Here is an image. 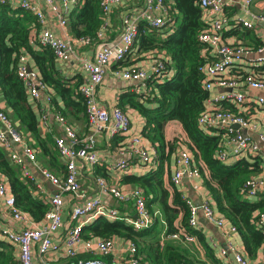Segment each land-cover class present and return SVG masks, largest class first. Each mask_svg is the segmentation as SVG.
<instances>
[{"label":"built area","instance_id":"1","mask_svg":"<svg viewBox=\"0 0 264 264\" xmlns=\"http://www.w3.org/2000/svg\"><path fill=\"white\" fill-rule=\"evenodd\" d=\"M43 1L55 15L59 26L63 28L68 26L69 14L78 0ZM126 1L101 0L103 23L96 34V39L56 36L47 27H43L45 16L38 5L30 0H20L14 4L31 11L37 18L39 28L31 31L33 44L37 43L42 47L50 48L55 59L60 61H68L73 57L80 61L81 68L87 77L79 85L78 91L84 100L87 126L90 128L84 134H79L74 123H71L54 105V93L31 65L29 57L21 54L16 71L24 84L28 99L37 112L40 132L45 134L49 131L52 122L63 128L62 134L53 137V145L64 165V172L55 173L39 164L33 146L26 141L0 102V147L7 153L10 162L19 168L22 177L34 181L33 173L27 167V163H32L41 176L56 190L46 194L45 197L38 194L39 188L35 190L36 194L48 203L43 219L40 223H35L27 212L16 205L9 183L0 173V198L10 216L21 224V227L15 231L0 225V235L16 245L19 264H38L34 259L33 248L36 249L40 264H56L46 262L44 256L59 248L53 242V234L63 225L64 194L71 195L74 201L78 202L72 204L69 209L70 226L63 239L65 256L72 259L69 264H112L105 257L112 254L118 237L85 239L81 234L82 227L96 217L124 220L134 229L139 230L148 227L154 215L158 214L157 210L150 212L144 191L138 186H119L109 183L102 176L95 178V184L100 193L110 194L118 203L132 204L134 213L132 216L130 213L121 214L118 208L111 207L99 196L87 195L80 180L84 164L93 166L98 162L94 148L96 135L104 131L114 136L130 129V117L125 110L118 105L106 106L99 105L97 102V88L107 71L111 69L114 75L124 81L134 82V91L141 95V98L148 91V81H160L167 76V56L163 51L147 52L151 59L147 67L135 64L123 66L122 62L135 45L140 22H144L148 29L171 28L174 20L171 16L170 1L129 0V11L121 17L117 37L111 41L105 40L104 32L110 12L114 6H122ZM7 2L10 1L0 0V4ZM197 2L207 24V28L198 35V39L204 45L201 56L206 58L201 67L203 70L201 83L202 87L210 93L205 108L197 118V123L201 127L213 130L216 134L221 132L223 141L216 152L218 160L228 162L231 158L237 160L257 156L261 152V144L264 145V133H259L258 140H254L246 130L247 128L255 129V124L243 112L249 114L248 110L252 107L264 109V78L259 71H256L258 66L264 64V43L255 49L242 43H228L224 38V32L229 25L230 27L232 25L225 12L226 2L224 0H197ZM252 2L253 0L242 1L245 12L248 11L247 8ZM248 13L251 16L250 20L236 17L232 23L239 24L241 28H252L253 20L264 21V13L259 15L249 11ZM204 16L207 17L206 20ZM83 46H94L93 54L80 55L76 48ZM252 53L257 54L255 55L257 58L251 63V69L246 70L244 75L238 76V70L232 68L233 63L240 62L243 56ZM225 103L232 105L235 110L225 107ZM176 139L174 169L170 175V182L174 186H178L184 176L191 179L201 175L200 169L203 167L202 163H199L200 167L194 161L193 154L185 145L187 138L178 135ZM123 146L124 148L119 151L121 158L111 166L112 170L118 172L126 169L132 154H136L145 165H153L150 168H154L155 148L141 135L129 136ZM243 189L244 198L255 201L259 194L264 193V175L257 174L249 177L243 184ZM185 202L189 209L188 224L190 226L196 228L199 225L198 214L201 213L207 221L214 223L227 236L237 232L236 227L217 212L209 200L196 205L191 199L185 197ZM255 222L264 232V211H256ZM181 236L187 241H196V238L188 236L183 228H179L178 232L170 235L171 238ZM124 240L127 246L128 263L140 264L139 258L136 257V246L131 241ZM80 252L86 253L87 256L78 257ZM219 254L225 262L229 260V254H232V264H259L251 262L242 252L237 251L231 241L219 247Z\"/></svg>","mask_w":264,"mask_h":264},{"label":"trees","instance_id":"2","mask_svg":"<svg viewBox=\"0 0 264 264\" xmlns=\"http://www.w3.org/2000/svg\"><path fill=\"white\" fill-rule=\"evenodd\" d=\"M169 1L174 20L171 28L148 29L144 22H140L133 48L139 52L163 51L167 56V70L172 71V75L160 81H148V91L143 98L135 92H127L121 96L119 103L121 108L125 105L137 110L144 118L141 136L155 148L157 164L143 175H126L122 181L142 188L148 209L153 213V205H156L158 214L154 215L148 227L139 230L124 220H109L99 216L84 225L81 234L85 239L118 237L131 241L136 246V257L140 264H207L187 254L184 246L177 241H187L185 237H170L179 228H183L188 236L195 237L205 249L211 264H223L214 255L200 230L188 224L189 209L182 193L171 182V191L164 186L163 176L169 174L171 159L177 148V136L167 141L164 128L167 122L176 120L183 128L187 138L185 145L193 154L194 161L203 165L201 167L199 164L201 175L217 210L236 227L246 254L255 258L264 243V232L255 222L256 211H264V194H259L255 201H251L244 198L242 193L245 181L261 171V159L259 156L243 157L232 162L217 159L216 152L223 141L221 132L216 134L197 123L210 96L201 83V67L206 58L201 56L204 45L198 39L207 24L197 0ZM100 2L78 0L68 21L73 37L96 39L103 23ZM231 25V33L239 34V24ZM34 28H39V23L31 11L11 2L0 4V102L17 129L23 136H27L28 143L37 155L45 159L44 167L63 173L64 165L54 148L53 140L40 132L37 112L17 75L19 56L25 54L33 62L41 79L54 93L53 103L63 115L72 120L71 123L80 119L87 125L86 107L78 91L81 80L71 83L57 68L52 50L33 44L31 31ZM242 28L245 29L243 34L253 39L248 28ZM242 66L240 62L233 63L232 68L238 70V76L246 73ZM256 71L261 72L264 78V68ZM224 106L235 110L228 103ZM0 173L8 181L16 205L35 222L41 221L48 203L36 194L34 181L21 176L19 168L10 162L1 147ZM0 246L6 247V244L0 242ZM7 260L12 262L10 254L0 251V264L7 263ZM13 263L16 264L15 261Z\"/></svg>","mask_w":264,"mask_h":264},{"label":"crops","instance_id":"3","mask_svg":"<svg viewBox=\"0 0 264 264\" xmlns=\"http://www.w3.org/2000/svg\"><path fill=\"white\" fill-rule=\"evenodd\" d=\"M9 1L13 4H17L20 0H9ZM30 1L34 2L42 9L43 14L45 16L44 18L45 22L43 24V27H47L56 36L62 38L72 36L70 34L68 26H65L64 28L59 26L55 15L49 10V8L46 6L43 0H30ZM224 1L226 2L225 12L230 18L231 23L233 19L236 17H242L245 20H250L251 16L248 13V11L255 15L264 13V0H253V2L247 8L248 11L246 12L242 7L243 0H224ZM128 11H129V0L124 2L122 6L113 7L112 11L109 14L108 24L104 32L105 40L111 41L115 37H117L120 30L121 17H123L125 12ZM204 18L206 20L207 17L204 16ZM230 29L231 27L229 25L224 32V38L228 43H242L245 46L252 49L257 48L259 45L264 43V21L262 20H253V27L247 29V31L250 33L253 39H249V37H246L243 34L245 30L244 28L240 27L239 34H232ZM76 50L80 55L83 54L85 56H90L93 54L94 46L77 47ZM147 52L148 51L139 52L138 50L133 48L130 54H128V56L126 57L125 61L122 62V65L129 66V64H135L145 67L149 66L151 59L147 55ZM255 55L257 56V54L252 53L250 55H245L241 58L240 63L243 65L242 67L245 70L251 69V63H253V60L257 58ZM55 62L60 72L65 77L70 79L71 83L81 80L80 82L81 84L86 80L87 76L85 72L82 70L80 61L77 58L73 57L70 58L68 61H60L58 59H55ZM31 65L34 66L33 62H31ZM247 65L250 67H248ZM263 68H264V64H261L260 66H258V68H256V70H263ZM166 75L171 76L172 71L167 70ZM134 88H135L134 82L124 81L123 79L114 75L113 71L109 69L102 83L97 88V92H96L97 102L99 105L119 106V103L121 102V96L127 92H135ZM60 105L62 106L61 102ZM122 109L125 110L130 117L129 131L123 134H116L114 136L109 135L107 132L104 131L98 133L96 135V141L94 147L96 156L98 158V162L93 166L84 164V166L81 169L80 180L84 190L87 192V195L99 196L103 201H105L111 207L118 208L121 214H127V213L134 214L133 206L130 202L118 203L110 194L100 193L95 184V178L97 176H102V177L105 176L104 178H106V180L111 184H116L119 186H124V185L133 186L130 183H125L124 181H122L123 177L126 175L140 176L145 174L150 167H153V165L151 166L149 164L145 165L140 161V158L136 154H132L130 157V163H128L126 169L118 172L111 169V166L121 158V153L119 151L124 148L123 145L126 143L129 136L141 135V129L145 123L144 118L137 112V110L125 105L122 107ZM248 113L249 114L243 112V114L249 117L252 120V123L255 124V129L247 128L246 131L250 133L251 137L254 140H258V134L264 133V110L261 108L252 107L248 110ZM81 123L82 122L80 123L74 122V125L78 130L79 134H84L85 132L90 130V128L87 125H84V122L82 124ZM62 133H63L62 126L52 122L50 125V130L46 131L45 135L53 140V137L55 135H60ZM164 135L167 141H171L175 138V136L178 135L184 136L185 133L183 131L181 124L178 121L171 120L165 124ZM147 143L149 142L147 141ZM261 148L262 149L260 154L262 156L260 154L257 156H259L258 158L261 159L260 161L261 171L259 172V174L264 175V145L263 144H261ZM232 161H234V158L228 160V162H232ZM156 165L157 164L155 163L154 167H156ZM27 167L30 170V172L33 173L36 189L39 188L37 189L39 195L45 197L46 194L56 191L55 188L52 186V184L48 180L43 178L41 174L34 168L32 163H27ZM173 169H174V161L173 159H171L170 172L169 174L165 173L163 176L164 186L169 191L172 190V187L170 185V175ZM174 187L179 192H181L184 197L191 199L195 204H201L203 201L209 200L212 206L214 207V209L217 212H219L215 206V203L207 187L205 186L202 175L196 176L195 178H191V179H189L187 176H184L181 183L178 186H174ZM64 200H65V204L62 213L63 225L53 234V242L56 243L59 246V248L55 251H50L44 256V260L46 262H54L56 264H69V262L72 260L65 256L63 239L67 229L70 226L69 209L72 204L78 202H75L72 196L69 194H64ZM153 207L154 210L158 211L156 205H153ZM198 221H199V225L196 227V229L200 230L206 243L213 249L215 253L214 255L217 258H219L220 262H222L223 264H232V259H233L232 254H229V260H227V262L222 260L219 254V247L222 245H226L228 241H231L232 244L235 246L236 250L242 252L243 255L246 258H248L251 262L264 264V246L258 249L255 258H251L244 251V245L238 232L231 234V236H227L222 230L218 229V227L214 223L207 221L201 213L198 214ZM35 223H40V221ZM0 225L4 228L13 231L18 230L21 227L20 222L14 220L10 216L1 198H0ZM161 240H163V237L161 238ZM177 241L184 246L189 256L195 258L196 260L202 261L203 263L211 264L206 257L205 249L201 245H199L197 239L196 241H182V240H177ZM0 242L6 244V247L0 246V251L9 253L10 258L12 259V262H9V260H7V263L5 264H14L13 263L14 261L16 262V264H19L17 258L16 245L11 244L2 235H0ZM126 247L127 246L124 238H118L117 240H115V247L112 254L105 257V259L109 260L112 264H129L126 259L127 258ZM33 255L37 263L40 264L35 248H33ZM86 256L87 254L84 252H80L78 254V257H86Z\"/></svg>","mask_w":264,"mask_h":264},{"label":"rangeland","instance_id":"4","mask_svg":"<svg viewBox=\"0 0 264 264\" xmlns=\"http://www.w3.org/2000/svg\"><path fill=\"white\" fill-rule=\"evenodd\" d=\"M69 121H72V120H70V119H68ZM75 122H78V123H80V122H82L83 123V121L82 120H80V119H78V120H75ZM81 123V124H82ZM25 137V136H24ZM27 138V136L25 137V139ZM26 141L28 142V140L26 139ZM37 158H38V162H39V164L40 165H42V166H46V164H45V159L42 157V156H40V155H38L37 156ZM48 167V166H47ZM52 170V169H51ZM53 172H55L54 170H52ZM82 188H83V186H82ZM84 189V188H83Z\"/></svg>","mask_w":264,"mask_h":264},{"label":"water","instance_id":"5","mask_svg":"<svg viewBox=\"0 0 264 264\" xmlns=\"http://www.w3.org/2000/svg\"><path fill=\"white\" fill-rule=\"evenodd\" d=\"M235 127H238L237 125H235ZM196 205H200V204H196Z\"/></svg>","mask_w":264,"mask_h":264}]
</instances>
